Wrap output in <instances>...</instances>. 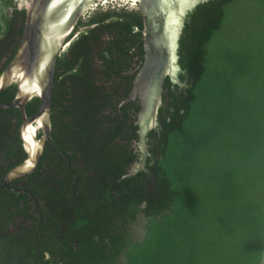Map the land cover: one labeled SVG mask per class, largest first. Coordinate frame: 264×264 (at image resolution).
<instances>
[{
	"label": "trees",
	"instance_id": "1",
	"mask_svg": "<svg viewBox=\"0 0 264 264\" xmlns=\"http://www.w3.org/2000/svg\"><path fill=\"white\" fill-rule=\"evenodd\" d=\"M238 1L185 13L177 80L164 78L138 166L140 104L127 98L145 51L140 9L108 0L79 16L51 97L52 141L75 176L46 143L36 168L10 181L35 194L41 216L27 193L1 186L26 154L20 108L0 109V264H262L264 0ZM3 5L0 73L26 21L17 0ZM15 94L12 82L0 103ZM38 106L29 99L26 115Z\"/></svg>",
	"mask_w": 264,
	"mask_h": 264
},
{
	"label": "water",
	"instance_id": "2",
	"mask_svg": "<svg viewBox=\"0 0 264 264\" xmlns=\"http://www.w3.org/2000/svg\"><path fill=\"white\" fill-rule=\"evenodd\" d=\"M107 1L17 0L19 6L25 10L26 21L14 55L0 73V91L15 82L16 94L11 101L0 103V109L20 108L22 122L19 135L26 157L6 172L1 186L27 193L39 216H41L39 201L35 194L28 188L11 187L9 183L15 178L31 173L36 168L46 143H49L52 149L66 161L68 170L75 176L69 158L58 150L51 137V97L55 64L58 56L67 46L79 16L84 15L98 2ZM123 1L139 7L144 24L142 29L144 57L127 98V100L138 98L140 104L135 123L139 126L137 132L143 155L138 166L143 165L148 153L146 135L155 123L164 78L169 75L173 80H177V38L186 13H182L180 7L183 8L186 2L195 5L205 0ZM171 16L175 20H170ZM32 97L39 99L38 110L34 115L27 116L25 104ZM27 126L34 128L31 136L34 145L26 142L23 135ZM39 130L41 135L37 137ZM148 178L152 188L153 176L149 174Z\"/></svg>",
	"mask_w": 264,
	"mask_h": 264
},
{
	"label": "rangeland",
	"instance_id": "3",
	"mask_svg": "<svg viewBox=\"0 0 264 264\" xmlns=\"http://www.w3.org/2000/svg\"><path fill=\"white\" fill-rule=\"evenodd\" d=\"M3 3H4V0H0V23L2 22L3 17L9 13V8L5 7L3 5ZM244 4L245 3L242 0H240V1H238L237 6H243ZM18 6H19V4H18ZM193 6H194L193 4L186 2V4L184 5L183 8H182V6L180 7V11L182 13H185V12H187V10L191 9ZM145 222H146L145 217H143L141 214H139L137 216L136 222L132 225V232H133L135 237H137V238L142 237V235L144 233ZM262 264H264V259H263Z\"/></svg>",
	"mask_w": 264,
	"mask_h": 264
},
{
	"label": "bare ground",
	"instance_id": "4",
	"mask_svg": "<svg viewBox=\"0 0 264 264\" xmlns=\"http://www.w3.org/2000/svg\"><path fill=\"white\" fill-rule=\"evenodd\" d=\"M170 20H175V19H174V17L171 16ZM25 88H27V87H25ZM33 132H34V128L27 126L26 130L23 132V135L26 139V142L34 145V142L32 141V138H31Z\"/></svg>",
	"mask_w": 264,
	"mask_h": 264
},
{
	"label": "flooded vegetation",
	"instance_id": "5",
	"mask_svg": "<svg viewBox=\"0 0 264 264\" xmlns=\"http://www.w3.org/2000/svg\"><path fill=\"white\" fill-rule=\"evenodd\" d=\"M76 24V23H75ZM75 26V25H74ZM10 184V183H9ZM12 187V186H11ZM6 188V187H5ZM10 189V188H9Z\"/></svg>",
	"mask_w": 264,
	"mask_h": 264
}]
</instances>
